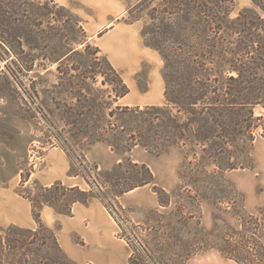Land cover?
<instances>
[{
	"label": "rangeland",
	"instance_id": "rangeland-1",
	"mask_svg": "<svg viewBox=\"0 0 264 264\" xmlns=\"http://www.w3.org/2000/svg\"><path fill=\"white\" fill-rule=\"evenodd\" d=\"M55 1L65 9L54 10L49 17L42 16V34L26 33L28 42L24 45V52L0 48V186L15 187L17 193L20 190L34 197L37 205L44 198L41 185L34 181L27 183L29 179L22 182V174L35 169L43 152L42 171L50 160L62 165L64 157L60 153L61 147L57 146V137H70V131L75 130V126H68L55 116L69 107L76 108L79 88L83 89L85 95L97 99L99 107L93 105L91 108H98L102 112L109 110V94L117 84L111 80L114 77L103 59L106 55L102 50L95 55L97 38L109 29L100 26L102 20L119 15L114 23L139 21L144 41L143 28L151 22L146 14L140 20L131 22L133 18L127 13L128 5L124 0ZM246 7L257 8L252 0H235L231 17ZM59 14L63 16L62 22L56 20ZM78 18L91 46L85 49L86 43L77 44L79 53L70 52L61 57L63 40L71 41L81 36L71 26ZM158 54L157 58L162 60L157 65L158 72L168 86L171 69L166 68L161 54ZM95 56L101 58L98 65L94 63ZM31 58L35 59V63L32 70H26V60ZM60 64H63L61 70H65L66 75L59 72ZM76 66L80 68L79 71L74 70ZM152 67L154 63L146 64L138 75L142 89L147 88V73ZM106 71L110 74L107 77L109 81L103 84L106 77L102 72ZM78 74L81 78L83 74L88 78L80 81ZM118 104L129 105L131 101L125 98L112 106ZM83 109L88 110V107ZM255 112L257 115L264 114V108L258 106ZM104 124L103 121L101 127H106ZM255 134L252 165L224 171L203 158L201 153L197 159L190 149L182 147L168 146L157 150L138 145L131 153H120L113 151L106 141L90 144L91 138L84 135L73 137L69 143L74 145L73 149L77 152L83 150L91 164L99 165L103 172L99 176L100 182L104 183L105 172L111 171L123 158L124 167L116 173L134 178L127 160L130 156L135 162L146 163L153 171L156 183L167 192V195L161 192V198L169 201L168 205H161L151 185H147L145 192L130 193L126 205L119 203L125 218L134 222L129 238L138 264H239L222 255L218 247L227 231L242 229V218L255 214L264 223V133L260 128ZM114 161L115 165L109 167ZM126 170H130V173H126ZM76 171H80L79 167L73 166V172ZM77 181H71V184ZM66 184L69 187L79 186ZM89 188L88 184H83L82 189ZM112 191L110 185L104 189L111 198ZM96 192L98 188L93 190V193ZM65 193L52 196L58 208L66 207L74 197L80 195L76 190ZM45 208L58 212L47 205ZM0 219L3 223L0 225V236L4 242L0 243V264H73L56 245L50 229L35 231L10 224L6 210L0 211ZM85 235L92 241L90 234Z\"/></svg>",
	"mask_w": 264,
	"mask_h": 264
},
{
	"label": "trees",
	"instance_id": "trees-1",
	"mask_svg": "<svg viewBox=\"0 0 264 264\" xmlns=\"http://www.w3.org/2000/svg\"><path fill=\"white\" fill-rule=\"evenodd\" d=\"M124 1L128 5L127 13L133 18L131 22L140 20L143 14L149 17L151 22L143 28L146 44L157 50L166 68L171 69L168 75L170 85L165 89L166 103L112 106L130 92V87L103 56L109 73L114 77L111 80L117 84L109 94V110L102 112L91 108L93 105L99 107L97 99L85 95L79 88L76 108L69 107L55 116L66 125L75 126L70 137H57V146L72 162L69 174L83 177L90 188L69 187L63 181H56L41 186L44 198L38 205L34 197L18 190L31 202L37 225L35 231L48 228L42 218V209L46 205L60 213L71 214L74 203H87L91 196H97L117 221L120 237L132 247L126 228L132 231L134 222L121 212L119 198L138 187L151 185L161 205L169 203L161 198V192L166 195L167 192L156 183L151 168L146 163L135 162L130 156L127 160L134 178L116 173L124 167L123 158L111 171L105 172L104 183L100 182L99 176L103 172L99 165L91 164L83 150L77 152L69 143L75 136L91 138L90 144L106 141L113 151L120 153H131L138 145L157 150L168 146L182 147L190 149L197 159L201 153L203 158L223 171L247 168L253 163L255 132L261 128L264 133V114L255 112L258 106L264 108V0H252L258 9L243 8L235 17H231L235 0ZM60 8L65 9L55 0H0V48L24 52V45L28 42L26 33L42 34V16L49 17ZM62 17L59 14L56 20L62 22ZM71 26L81 36L71 41L63 40L61 57L70 52L79 53L77 44L86 43L85 49L91 46L82 21L78 18ZM99 52L101 49L97 46L95 55ZM99 61L100 56H95L94 63L98 65ZM26 62V70H32L35 59H27ZM61 67L63 64L58 66L59 72L66 75ZM79 69L74 67L76 71ZM102 74L106 77L105 84L110 74L107 71ZM78 75L80 81L88 78L84 74L82 78ZM83 107H88V110ZM103 121L106 127H101ZM73 166L79 167L80 171L73 172ZM125 172L130 173V170ZM30 176L31 172L22 174V182L25 183ZM108 185L113 189V198L104 192ZM96 188L98 192L93 193ZM75 190L80 195L66 207L58 208L52 196L56 193L66 195L65 192ZM241 228L225 233L218 247L221 254L239 264H264V223L261 217L250 214L242 218ZM50 230L60 248L54 230ZM0 243H4L1 236ZM133 252L132 247L130 264H138Z\"/></svg>",
	"mask_w": 264,
	"mask_h": 264
},
{
	"label": "crops",
	"instance_id": "crops-1",
	"mask_svg": "<svg viewBox=\"0 0 264 264\" xmlns=\"http://www.w3.org/2000/svg\"><path fill=\"white\" fill-rule=\"evenodd\" d=\"M118 17L119 15L114 18L105 17L102 20L100 26L109 29L97 38V45L130 87V92L120 100L129 99L131 101L129 105L164 104L166 84L158 72L157 65L162 61L161 58H157L158 51L145 44L139 21L114 23ZM149 63H154V67L148 70L147 88L142 89L138 75ZM60 153L64 157L63 164L58 165L55 160H50L47 167L44 166L48 172L42 171L41 155L27 183L34 181L38 185L47 186L56 181L71 184V181L78 179L71 185L83 188V184H87L85 179L69 174L71 160L62 148ZM115 163L116 161L112 162L109 167H113ZM146 187L147 185L141 186L123 194L119 198L120 203L126 205L125 201L130 193L145 192ZM3 210L9 213L10 224L36 229L31 202L20 196L15 187L0 186V211ZM42 218L45 225L54 230L61 251L73 264H130L132 247L120 237L117 221L99 197L91 196L87 203H74L71 214L47 211L44 207ZM2 224L0 219V225ZM85 233L91 235L92 241ZM91 247L93 250H88ZM85 248L87 250H84Z\"/></svg>",
	"mask_w": 264,
	"mask_h": 264
},
{
	"label": "built area",
	"instance_id": "built-area-1",
	"mask_svg": "<svg viewBox=\"0 0 264 264\" xmlns=\"http://www.w3.org/2000/svg\"><path fill=\"white\" fill-rule=\"evenodd\" d=\"M121 231V229H120ZM126 234L127 236H132V231H130L128 228H126Z\"/></svg>",
	"mask_w": 264,
	"mask_h": 264
}]
</instances>
